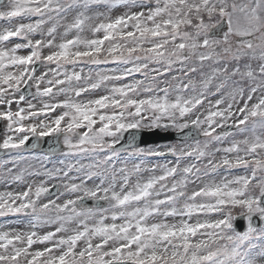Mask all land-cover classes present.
I'll list each match as a JSON object with an SVG mask.
<instances>
[{
	"label": "snow or ice",
	"instance_id": "obj_1",
	"mask_svg": "<svg viewBox=\"0 0 264 264\" xmlns=\"http://www.w3.org/2000/svg\"><path fill=\"white\" fill-rule=\"evenodd\" d=\"M98 5L109 13L126 11L114 18L100 11L89 15ZM0 7V21L7 22L0 27V152L15 153L4 163L48 161L57 149L43 156L22 152L37 148L27 146L30 137L61 133L62 156L87 154L92 160L77 161L79 167L7 169L0 179L26 187L0 192V217L29 219L8 222L23 223L26 231L0 230V264H264V0H7L6 6L0 0ZM70 11L76 14L66 23ZM85 28L91 38L81 35ZM214 29L222 34L211 36ZM80 64L123 67L85 73L75 70ZM177 64L186 82L175 75L161 79ZM135 74L143 79L118 83ZM100 89L105 94L83 98ZM37 98L39 108L32 102ZM38 117L45 119L25 123ZM142 130L173 131L181 146L139 147ZM248 132L250 137L221 146ZM125 133L127 145L117 148ZM217 153L223 155L217 159ZM165 156L175 159H148ZM130 158L138 160L131 168ZM117 161L123 166L117 168ZM220 169L232 178L187 191ZM235 169L246 172L232 175ZM143 172L152 175L144 180ZM26 176L46 179L28 183ZM50 181L58 183L49 187ZM53 190L55 199L39 203ZM66 194L70 198L58 203ZM237 208L246 222L257 216L261 225L232 230ZM38 228L52 230L41 235ZM35 244L45 247L32 250Z\"/></svg>",
	"mask_w": 264,
	"mask_h": 264
},
{
	"label": "rangeland",
	"instance_id": "obj_2",
	"mask_svg": "<svg viewBox=\"0 0 264 264\" xmlns=\"http://www.w3.org/2000/svg\"><path fill=\"white\" fill-rule=\"evenodd\" d=\"M231 2V0H230ZM242 2H245V0H237V3H242ZM7 5V0H5V6ZM0 10H3L2 7H0ZM96 11H100V12H105L106 14L110 15L112 18L122 14L124 11H126V9H124L123 7H120V8H115V9H112L111 12L109 13L106 6L104 5H98V6H93L92 9H90L89 11V15H92L94 12ZM133 11H136V9H133ZM75 11H70L68 14H67V18H66V21L64 22H71L73 17L75 16ZM101 19H103V17H101ZM7 22L5 21H0V27L2 26H6ZM226 30V29H224ZM60 32H63V28H59L58 29V33H57V43L60 41V36H59V33ZM215 33L211 36H216V35H221L222 33H217V31L215 30L214 31ZM76 33L75 32H72L69 34L68 38H72L73 36H75ZM81 35L83 37H87V38H91V33L88 31L87 28H85V31L83 33H81ZM102 35V34H101ZM39 38V37H37ZM219 50V49H218ZM50 50L49 49H45L44 50V54H48ZM21 54H26V50L22 51ZM194 62V60H193ZM105 66H108V67H104L102 66L101 68L99 66H95V65H87V64H80V65H77L76 66V69L77 71H79L80 68H83L84 69V72L87 73L89 72V70H92L93 73L97 70H107V69H111V68H115V67H123V66H118V65H114V64H106ZM130 66V65H129ZM51 67H55L54 65H52ZM69 70H72V66H67ZM180 68V65H175L174 68H173V71L170 72L168 74L167 77H161V79H171V76L175 75V76H179L181 77L182 79L185 80L186 82V78L183 77V74L181 72L178 71V69ZM210 69L209 67L206 65L205 68H204V71L205 72H208ZM44 71L43 68H40L36 75H40V73ZM193 76H195L197 79H199V73H196V74H193ZM132 79H143L142 76H133V77H129L128 80H125V81H121V82H118V83H127V82H130ZM83 83V81L81 82ZM176 81H173V84H175ZM164 85H161V87H163ZM43 87V85L41 86ZM32 91H33V94L35 93V88H32ZM102 94H105V90L104 89H100L96 92H91V93H88L85 95V99H91V98H97L98 96L102 95ZM19 95V94H17ZM162 95V94H161ZM258 95V94H257ZM217 97H212L211 99L215 100ZM28 99H32V97H29ZM40 99L41 98H37L36 100H33L32 102L34 104H36L37 108H39L41 105H40ZM42 99H47V98H42ZM58 100L62 101L65 99V97L63 95L59 96L57 98ZM170 99H174V93L170 96ZM253 103L255 102V98L254 100L252 101ZM22 107H26V104H22L21 105ZM15 105H13V110H15ZM62 111V110H57L56 113H53L52 115L55 116V115H58L59 112ZM41 119H45L44 117H38L36 118L35 120H30V121H26L25 123H39V121ZM3 126H2V132L0 133V140L3 139V132H4V123L2 122ZM251 127V125H249V128ZM231 130V129H229ZM82 131V130H81ZM218 131H221V130H218ZM257 134L260 135L262 134L261 133V130L260 129H257ZM55 135V134H54ZM63 133L59 134V142L62 144V149H61V152H64L66 151L65 147H64V144H63ZM245 136H251V133L248 132V133H244V134H237L235 137H230L229 140L225 141L223 145L221 146H228L229 145V142L231 141V139H243ZM76 137H73V140L75 141ZM204 137L201 136L200 140L203 141ZM39 140L41 141V138H39ZM194 141L191 140V141H188V143H193ZM181 143L182 142H175V143H159V144H155V145H146V146H142V147H147V146H156V145H160L161 147L164 146V145H167V144H176L178 147L181 146ZM217 147V145L213 144L212 145V148H215ZM243 147V146H241ZM41 152H38V151H31V152H28V151H23L22 154L25 155V156H28V157H31V156H43V155H47V154H40ZM60 153L58 154H55V155H50V159L48 161H37V160H32V159H29V160H24V161H20L18 162L15 166L12 164V163H4L5 161H9L11 159L12 156L15 155V153H6L4 152V155L2 157H0V177H3V175L7 172V169L8 168H13V171L14 172H19L20 170L22 169H29V170H32V169H38V170H42L41 169V164H43V168L44 169H52L54 167H60V168H65L67 166L68 163H71L73 165H76L77 167H79V164H84V165H87L89 163L92 162L91 160V157L87 154L83 155V156H69V157H64L62 156ZM100 155H103V154H100ZM124 154H122L123 156ZM223 155L222 153H217L216 154V158L219 159L220 156ZM65 160V164L64 165H61L59 164V161L60 160ZM137 158H130L129 160H131L132 162H129L128 163V167L131 168L132 164L135 163V162H138V160H136ZM149 159V162L150 164H156V163H160V164H163V163H166L167 161H174V157H170V158H167V157H151V158H148ZM77 161H79V164H77ZM189 161H184L181 165V167H183V164L184 163H188ZM207 161H203V163H206ZM120 162L117 161L116 163V167L119 168L121 166H123L122 164H119ZM119 164V165H118ZM31 166V167H30ZM246 170L245 169H235V170H232V175H238V174H245ZM156 175H159L160 172L157 171L155 173ZM70 175H77V173L73 172L71 173ZM152 175V173H149V172H143L140 174L141 178L146 180L147 178H149V176ZM224 176H228V178H232L231 175H229L228 172H226L224 169H220L218 171V173L214 174L213 176L211 177H205L203 181H197L195 184H190L188 185V188H187V191L189 193H191V191H193L194 189L202 186L203 182H207L208 180L210 179H214L215 181L219 182L220 179ZM42 179H46L45 177L43 176H40V177H28L26 176V181L28 183H32L33 181H36V182H39L40 180ZM135 177H133V182L135 181ZM58 183L57 181H50L49 182V187L51 186L52 183ZM79 182V181H77ZM94 183H98V180H94V181H89L88 182V186L89 187H92L94 185ZM169 183H171V181H169ZM26 187V184L24 185H20V184H11V185H8L5 183V181L3 179H0V192H5V191H21L23 190V188ZM61 192H63V188H61ZM56 196L54 197H49L47 195L41 197L39 203H46L49 199H55ZM67 198H70L68 194L64 195V196H61L60 199L57 201L58 203H63V200L64 199H67ZM71 198H75L74 196H72ZM183 201H181L182 203ZM233 214L234 216L236 217V215H239L241 214V209L237 208L233 211ZM244 219V230L246 229V226H247V223H250V220H248L246 222V218L245 216L241 215ZM234 217V218H235ZM257 217V216H256ZM217 217L216 216H210V217H203L201 216L200 219H216ZM29 218L28 217H10L9 219L5 217H0V224H5L6 225V228L5 229H0V230H10L11 228H18L20 230H28V229H25L24 228V224L23 223H20V224H9L8 222L9 221H15V220H20V221H27ZM160 219V218H157V220ZM177 220L179 218H176ZM196 217H193V220H195ZM233 221L234 219L232 220V225H233ZM154 222L153 220H149V223H152ZM167 222L169 223H172L174 222L173 221V218L169 217L167 218ZM91 223V222H90ZM75 225H69V227H74ZM49 230H52V229H48V228H38L36 229V231L39 233V234H44L45 232L49 231ZM232 230H233V226H232ZM243 230V231H244ZM242 231V232H243ZM240 232V233H242ZM195 239H200V237H196ZM43 247H45V245H42V244H35L33 246V249L32 250H38V249H42Z\"/></svg>",
	"mask_w": 264,
	"mask_h": 264
},
{
	"label": "water",
	"instance_id": "obj_3",
	"mask_svg": "<svg viewBox=\"0 0 264 264\" xmlns=\"http://www.w3.org/2000/svg\"><path fill=\"white\" fill-rule=\"evenodd\" d=\"M22 91L27 94L29 89L25 88L22 89ZM32 92V90H31ZM29 97V96H28ZM1 122H0V131H1ZM185 132L187 133L188 130H185ZM128 133L124 134L123 139L120 141L119 144H117V148L122 147V146H126L128 143ZM181 136L184 134H180ZM195 138H198L199 135L197 134V132L194 134ZM58 136H48V137H44L43 138V144L41 146L42 150H46L49 152L50 149H57V151H59L60 149V145L57 142ZM181 141L180 136L177 135V133L175 132H161V130H151V131H140L139 133H137V140H136V144L137 146H141V145H148V144H156V143H162V142H166V141ZM33 143L37 144V138L35 137H30V139L27 142V146L31 147V145ZM56 151V152H57ZM2 152H0L1 154ZM57 193L55 192V190H53V195H56ZM88 206H91L92 201L88 200L87 202ZM260 204L264 207V197L260 198ZM251 223L254 227H259L261 221L256 217V216H252L251 217ZM245 225H244V219L242 216H238L235 219V230L237 232H241L244 229Z\"/></svg>",
	"mask_w": 264,
	"mask_h": 264
},
{
	"label": "bare ground",
	"instance_id": "obj_4",
	"mask_svg": "<svg viewBox=\"0 0 264 264\" xmlns=\"http://www.w3.org/2000/svg\"><path fill=\"white\" fill-rule=\"evenodd\" d=\"M262 223V222H261ZM261 223H260V225H261Z\"/></svg>",
	"mask_w": 264,
	"mask_h": 264
},
{
	"label": "trees",
	"instance_id": "obj_5",
	"mask_svg": "<svg viewBox=\"0 0 264 264\" xmlns=\"http://www.w3.org/2000/svg\"><path fill=\"white\" fill-rule=\"evenodd\" d=\"M128 163H129V161H128Z\"/></svg>",
	"mask_w": 264,
	"mask_h": 264
}]
</instances>
